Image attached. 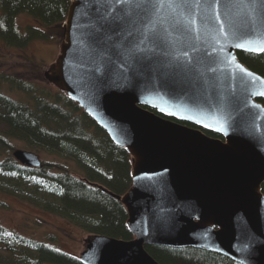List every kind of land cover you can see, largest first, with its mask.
Here are the masks:
<instances>
[{
	"label": "water",
	"instance_id": "water-1",
	"mask_svg": "<svg viewBox=\"0 0 264 264\" xmlns=\"http://www.w3.org/2000/svg\"><path fill=\"white\" fill-rule=\"evenodd\" d=\"M193 2L71 0L43 78L132 165L129 191L110 195L134 239L90 236L82 264H159L149 246L264 264V78L238 58L264 51L236 47L264 40V0H214L211 10ZM209 14L218 19L205 28ZM13 155L42 167L35 154Z\"/></svg>",
	"mask_w": 264,
	"mask_h": 264
},
{
	"label": "trees",
	"instance_id": "trees-1",
	"mask_svg": "<svg viewBox=\"0 0 264 264\" xmlns=\"http://www.w3.org/2000/svg\"><path fill=\"white\" fill-rule=\"evenodd\" d=\"M70 4L71 0H0V41L15 49H26L34 41L53 42L54 32H46L56 27L62 32ZM24 15L47 30L28 27L23 33L16 20ZM238 58L264 78V54L238 53ZM9 84L24 100L18 102L0 94V124L6 128L0 132V154L9 156L0 162V192L4 184H13L12 196L75 224L90 236L132 241L128 214L110 195L124 196L131 188L130 156L78 104L49 84L39 87L14 78ZM261 103L264 105V100ZM10 139L62 155L74 161L83 175L52 163H43L40 169L22 167L11 157ZM0 205L5 206L1 201ZM146 251L159 264H238L194 248L149 246ZM0 264L82 263L75 256L23 238L0 225Z\"/></svg>",
	"mask_w": 264,
	"mask_h": 264
},
{
	"label": "rangeland",
	"instance_id": "rangeland-1",
	"mask_svg": "<svg viewBox=\"0 0 264 264\" xmlns=\"http://www.w3.org/2000/svg\"><path fill=\"white\" fill-rule=\"evenodd\" d=\"M16 24L23 33L27 32L28 27L47 30L46 27L26 15L18 17ZM56 28H49L51 30L46 32H54V35H51L53 38L55 37L53 42L34 41L26 49L10 48L0 41V94L18 102L24 100L23 96L10 86V78L34 86H48L43 78V73L58 58L62 41L63 31ZM3 80H6L5 83L2 82ZM5 131V126L0 124V132ZM9 146L12 150L11 157L14 160V152H29L37 155L42 165L43 163H52L64 167L76 175H83L74 161L66 159L62 155L35 149L25 142L14 139L9 140ZM7 159H9L8 154L3 156L0 154V162ZM12 185L4 184L2 192H0V201L5 204V206L0 205V225L7 231L23 238L45 244L49 248L52 247L79 258L85 248V241L90 240V235L75 224L12 196Z\"/></svg>",
	"mask_w": 264,
	"mask_h": 264
},
{
	"label": "snow or ice",
	"instance_id": "snow-or-ice-1",
	"mask_svg": "<svg viewBox=\"0 0 264 264\" xmlns=\"http://www.w3.org/2000/svg\"><path fill=\"white\" fill-rule=\"evenodd\" d=\"M213 2L214 0H204V2L201 3V0H194L193 4L189 5V8L207 7L209 10H211ZM193 16L194 14L190 12V19L188 21V26H187L188 31L192 30V25L195 23L194 18H192ZM217 19L218 17H213L211 14H209L206 18L202 19L201 23L206 28L209 24L214 23L215 20ZM236 47L245 48V50H248V51H264V40H261L260 44L257 45L256 47H246L245 44H240V43L236 44ZM239 70L242 72L245 71L242 67H240ZM248 75L251 76L252 74L248 73ZM261 95H264V93H261Z\"/></svg>",
	"mask_w": 264,
	"mask_h": 264
}]
</instances>
